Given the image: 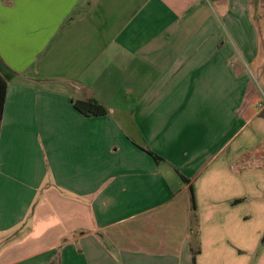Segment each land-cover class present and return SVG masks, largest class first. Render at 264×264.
Listing matches in <instances>:
<instances>
[{
    "label": "crops",
    "instance_id": "0c3cea01",
    "mask_svg": "<svg viewBox=\"0 0 264 264\" xmlns=\"http://www.w3.org/2000/svg\"><path fill=\"white\" fill-rule=\"evenodd\" d=\"M0 75V264H264V0H0Z\"/></svg>",
    "mask_w": 264,
    "mask_h": 264
},
{
    "label": "trees",
    "instance_id": "16d2710c",
    "mask_svg": "<svg viewBox=\"0 0 264 264\" xmlns=\"http://www.w3.org/2000/svg\"><path fill=\"white\" fill-rule=\"evenodd\" d=\"M5 87L6 83L3 77L0 75V118H1V111H2V105L4 101V94H5ZM74 106L76 109H78L80 112H82L85 115H102L107 113V109L105 106H103L100 102H98L94 98H88V99H76L74 100ZM157 159H161L157 155H155ZM190 198H191V213H192V219L196 220V206L194 202V196H193V190L190 187ZM193 256H195V252H193ZM193 262H195V259L193 258Z\"/></svg>",
    "mask_w": 264,
    "mask_h": 264
}]
</instances>
